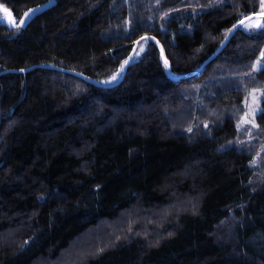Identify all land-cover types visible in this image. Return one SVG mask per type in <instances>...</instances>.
Here are the masks:
<instances>
[{"label": "trees", "instance_id": "1", "mask_svg": "<svg viewBox=\"0 0 264 264\" xmlns=\"http://www.w3.org/2000/svg\"><path fill=\"white\" fill-rule=\"evenodd\" d=\"M49 1L0 0V264H264V23L219 51L262 0ZM145 35L172 76L150 40L112 87L38 67L106 82Z\"/></svg>", "mask_w": 264, "mask_h": 264}, {"label": "rangeland", "instance_id": "2", "mask_svg": "<svg viewBox=\"0 0 264 264\" xmlns=\"http://www.w3.org/2000/svg\"><path fill=\"white\" fill-rule=\"evenodd\" d=\"M257 14H260L261 15V14H264V12H262L261 9H260V13H257ZM28 18H31V17L27 14V19ZM21 21H19L17 18H14V16L11 14V11L8 10L5 6L4 7H1L0 6V24H2V25L9 24L11 30L18 31L19 28H21L22 26L25 25V22H23L21 24ZM263 23H264V17L263 16H260V17H252V18H249V20H247V21L244 22L243 27L247 31H250V30H253L254 31V30H258L259 28H261V26L263 25ZM257 24H259L260 27H256ZM249 25H251V26H249ZM145 36H147V37H145ZM145 36L139 38V40H137L135 42L134 47L132 48V52L129 55V59H127V61L124 62L125 65H127L128 63L130 65L131 62L137 61V60H139L142 57L143 53L146 52L145 49L147 47V40H150V41H152L155 44L154 40L150 38L152 36H150V35L149 36L148 35H145ZM142 38H144V39H142ZM156 47H158V45H156ZM158 50H159V47H158ZM161 53L162 52L160 50V54ZM164 56H165V54H164ZM161 58H162V56H161ZM124 68L125 67H123V70H124ZM167 68H168V64H167ZM123 70L119 71L115 76H112V78L110 80H108L106 82H104V81H100V82L103 83V84H105V85H109L110 87H112V85L117 84V82L121 79ZM62 73H64V72H62ZM113 77H115V79H113ZM258 95L259 94L254 93L255 100L253 99V96H252L251 104L254 103L255 106L253 107V109L252 108L251 109L250 108L248 109V112L246 114L247 117L244 119V121H250V120L253 119V117H255V115L257 113ZM185 119L187 121H189L187 118H185ZM185 119H184V121H185ZM261 153H262V151H260L257 154V156L258 155L260 156ZM255 165L258 166L256 163L254 164V166Z\"/></svg>", "mask_w": 264, "mask_h": 264}, {"label": "water", "instance_id": "3", "mask_svg": "<svg viewBox=\"0 0 264 264\" xmlns=\"http://www.w3.org/2000/svg\"><path fill=\"white\" fill-rule=\"evenodd\" d=\"M54 3H55V0H51L49 3L39 6V8H36V9H33V10L29 11L28 12V15L31 18L36 17L40 13H43V12L49 10L50 7H52L54 5ZM260 16H263L264 17V14H261V15L260 14H252V15H249V17L243 19V21L245 22V21L249 20V18H252V17H260ZM243 24H241L240 22H238V25H236L233 29L230 30V32L227 34V38L222 43V45L219 47V51L222 50L224 48V46H226L227 42L233 36V34L235 33V31L238 29V27L242 26ZM145 37H147V36H145ZM150 38L153 39V37H150ZM153 40H154L155 44L158 45L159 50H161V52H162L161 53L162 54L161 56H162L163 61L165 62L166 59H165V56H164V50L162 49L161 43L159 42L158 39H155L154 38ZM262 52H264V50ZM167 64H168V73H169L170 76H172L170 62L167 61ZM128 66H129V63L127 65H125V68H124V70L122 72V77H121V79L117 83H119L123 79V77L125 76V73H126V71L128 69ZM69 73L74 74V75L79 76V77H82L84 79H87V77H85V75H83L82 73H79V72H76L75 73L73 71H69Z\"/></svg>", "mask_w": 264, "mask_h": 264}, {"label": "bare ground", "instance_id": "4", "mask_svg": "<svg viewBox=\"0 0 264 264\" xmlns=\"http://www.w3.org/2000/svg\"><path fill=\"white\" fill-rule=\"evenodd\" d=\"M51 1V0H50ZM49 1V2H50ZM48 2V3H49ZM45 4H47V3H45ZM42 5H44V4H42ZM39 6H41V5H39ZM36 8H39V7H36ZM36 8H33V9H36ZM243 26V25H242ZM127 59H129V56H128V58ZM127 61V60H126ZM38 67H49V68H56V69H58V70H60V71H62V72H66V73H68V74H71V73H69V71H73V72H79V71H74V70H71V69H69V68H61V67H58V66H55L54 64L53 65H44V64H41V65H39ZM124 67H125V65H124ZM129 67V66H128ZM31 68H34V67H31ZM3 73H5V72H1L0 74H3ZM80 73V72H79ZM71 75H73V76H75V77H79V76H76V75H74V74H71ZM82 78V77H81ZM82 79H84V78H82ZM85 81H87L88 83L89 82H91V83H93L94 85H96V86H98V87H109V85H105V84H103V83H99L98 81H96V80H93L92 78H90V77H88L87 79H84Z\"/></svg>", "mask_w": 264, "mask_h": 264}, {"label": "snow or ice", "instance_id": "5", "mask_svg": "<svg viewBox=\"0 0 264 264\" xmlns=\"http://www.w3.org/2000/svg\"><path fill=\"white\" fill-rule=\"evenodd\" d=\"M261 11L264 12V0H262V2H261ZM25 15H27V13H25ZM23 22H24V21L22 20V21H21V24H22ZM240 23L243 24L244 21L241 20ZM249 26H251V25H249ZM256 27H260V25L257 24ZM142 39H144V38H142ZM153 39H154V38H153ZM261 57L264 58V52L261 53ZM257 63H259V61H258ZM165 65L167 66V61H166V60H165ZM113 79H115V77H113ZM262 94H264V93H262ZM253 99L255 100V96H254V95H253ZM245 122L247 123L248 121H245Z\"/></svg>", "mask_w": 264, "mask_h": 264}]
</instances>
